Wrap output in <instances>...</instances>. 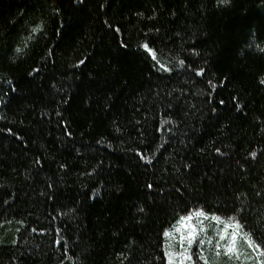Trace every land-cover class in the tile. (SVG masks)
Listing matches in <instances>:
<instances>
[{"label":"trees","instance_id":"1","mask_svg":"<svg viewBox=\"0 0 264 264\" xmlns=\"http://www.w3.org/2000/svg\"><path fill=\"white\" fill-rule=\"evenodd\" d=\"M193 210L264 261V0H0V264L241 263Z\"/></svg>","mask_w":264,"mask_h":264},{"label":"rangeland","instance_id":"2","mask_svg":"<svg viewBox=\"0 0 264 264\" xmlns=\"http://www.w3.org/2000/svg\"><path fill=\"white\" fill-rule=\"evenodd\" d=\"M197 212H200V210H193L187 215V216L191 215L190 221H182V219L178 220L177 224L179 222L180 224L177 227V229H179L177 232H181V230H184L186 234H188V232L191 229L184 228L183 224L190 223L192 225H196L197 235L192 244L196 242L198 246H201L202 244H206L208 243V238L211 235L215 234V236L217 237L216 239L218 240L217 243L214 244L215 248L218 249V251H222L224 254L228 255L226 246L231 241V233L233 232L234 228L226 227V226L235 224V223L231 220H227V219H224L222 217H219L213 214L204 213L205 215L197 216L195 215V213ZM187 216H184V217H187ZM214 216L219 217V219L218 220L212 219V217ZM222 230H226L228 235H221ZM239 233L240 235L237 236L236 241H235L236 251L232 252L233 255L237 253L236 258L241 262L239 264H260V261L257 256V254L259 253L258 249H254L252 246L248 244L247 240L244 238V234L241 232L240 229H239ZM243 239L244 241H242ZM223 241H224V244L222 245ZM219 242H222V243L220 244ZM186 245H188V243ZM214 245L212 244L211 248H214ZM217 245H219V247ZM232 253H229V255ZM187 256H188L187 253H184V252L180 253L178 264H192L190 259L185 258ZM168 264H169V257H168Z\"/></svg>","mask_w":264,"mask_h":264},{"label":"snow or ice","instance_id":"3","mask_svg":"<svg viewBox=\"0 0 264 264\" xmlns=\"http://www.w3.org/2000/svg\"><path fill=\"white\" fill-rule=\"evenodd\" d=\"M145 48H148V45L145 44L144 45ZM149 51H151V49H148ZM195 215L197 216H202V215H205L202 211L200 212H197L195 213ZM182 221H190L191 220V215L187 216V217H182L181 218ZM212 219H216L218 220L219 217H212ZM183 227L184 228H190L191 230L188 232L187 236L185 237L183 234L181 235V240H187V243L189 245H191L193 243V241L195 240L196 238V235H197V227L196 225H192L190 223H185L183 224ZM226 227H232L234 228L233 232L231 233V241L229 242V244L226 246L227 248V251L229 253H232V252H235L236 251V238L238 235H240L239 233V228L241 227L238 223H235V224H231V225H227ZM179 230V229H178ZM165 235H168V233L166 232ZM221 235H228L227 231L226 230H222L221 232ZM244 238L247 240L248 244L250 246H252L254 249H258L260 248V245L259 244H256L251 238L250 236H248L247 234H244ZM219 247V245H217ZM187 251V250H185ZM172 254H169V264H172ZM187 259H190V256H187L185 257ZM261 264H264V261L261 262Z\"/></svg>","mask_w":264,"mask_h":264}]
</instances>
